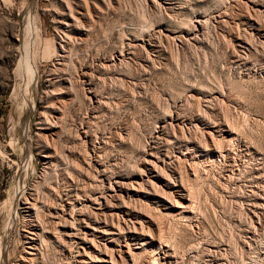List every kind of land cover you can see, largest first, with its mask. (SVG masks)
I'll return each mask as SVG.
<instances>
[{
    "label": "rangeland",
    "instance_id": "1",
    "mask_svg": "<svg viewBox=\"0 0 264 264\" xmlns=\"http://www.w3.org/2000/svg\"><path fill=\"white\" fill-rule=\"evenodd\" d=\"M237 1L0 0V264H19L30 221H45L42 226L52 230L47 214L60 205L58 194L81 198L67 211L73 216L60 217L78 233L75 213L97 207L85 197L103 192L107 181L138 180L146 159L163 171L171 184L164 190L171 195L163 201L138 196L150 207L143 208L149 218L141 217L135 228L132 220L122 226L116 248L131 249L116 251L117 264H264V0H255L257 9ZM68 2L73 14L87 13L80 19L81 35L60 23L70 13ZM63 39L66 60L55 52ZM149 41L150 48L142 44ZM128 43L131 54L125 56ZM24 56L33 70L20 65ZM84 70L88 86L99 91L98 102L83 95L78 78ZM51 128L58 134L46 138ZM81 129L88 138L79 139ZM209 135L220 147L210 145ZM33 184L47 207L28 217L18 201ZM158 231L165 242L156 238ZM59 236H48L49 246H40L43 251L29 264H79L76 239Z\"/></svg>",
    "mask_w": 264,
    "mask_h": 264
},
{
    "label": "bare ground",
    "instance_id": "2",
    "mask_svg": "<svg viewBox=\"0 0 264 264\" xmlns=\"http://www.w3.org/2000/svg\"><path fill=\"white\" fill-rule=\"evenodd\" d=\"M74 1H77V0H73V2ZM151 2H153V3H158V2H160L161 0H150ZM246 2H244V4L246 3V5H247V3H250V4H252L250 7H252L251 9H253V7L255 8V9H257V7H255V6H257V2L255 1V0H245ZM81 2V1H80ZM236 2H238L237 0H236ZM243 2V1H242ZM260 2H261V0H260ZM260 2H259V4H260ZM72 3V2H71ZM70 2H68V3H66V5H67V8L69 9V12L70 13H64V17H62L61 18V20H60V23H61V25L62 26H64V28H66L65 30H74V31H76L78 34H83L85 31V27H84V25H82L83 23L81 22L80 23V19L81 18H83V17H85V13L86 12H84V11H80L79 10V12H78V15H75V14H73V11H72V7H71V4ZM76 3V2H75ZM87 4V3H86ZM151 4V3H150ZM159 4V3H158ZM160 4H162L161 2H160ZM233 4V3H232ZM244 4H241V5H244ZM73 5V4H72ZM149 5V4H148ZM155 5V4H154ZM153 5V6H154ZM157 5V4H156ZM165 5H168V3L167 2H163V6L164 7H166ZM175 5H176V3H175ZM174 5V6H175ZM234 5V4H233ZM263 5V4H262ZM152 6V7H153ZM161 6V5H160ZM159 6V7H160ZM173 6V5H172ZM172 6H170V8L172 7ZM177 6V5H176ZM157 7V6H156ZM162 7V6H161ZM160 7V8H161ZM247 7V6H246ZM97 8V7H96ZM158 8V7H157ZM166 9V8H165ZM255 9H254V11H255ZM260 9V8H259ZM181 10V9H180ZM250 10V9H249ZM263 10V9H262ZM166 11H167V9H166ZM169 11H170V9H169ZM176 11V10H175ZM193 11V10H192ZM29 12V11H28ZM249 12V11H248ZM256 12H258V11H256ZM255 12V13H256ZM254 13V14H255ZM87 14V13H86ZM194 14V13H193ZM192 14V15H193ZM245 14V13H244ZM258 14H260L259 12H258ZM253 15V14H252ZM256 15V14H255ZM255 15H253V16H255ZM261 15V14H260ZM259 15V16H260ZM257 16V15H256ZM255 16V17H256ZM258 16V17H259ZM264 16V15H263ZM244 18V17H243ZM245 18H247V17H245ZM194 19V18H193ZM200 19V18H199ZM198 18L197 19H195L196 20V23L198 24V26H201V23H203V22H200V20H199ZM255 19H257V18H255ZM259 19V18H258ZM30 20V19H29ZM206 20V19H205ZM247 20V19H246ZM83 21V20H82ZM190 21V20H189ZM254 21V20H253ZM257 21V20H256ZM191 22V21H190ZM206 22V21H205ZM247 22H248V20H247ZM247 22H244V23H247ZM259 22V21H258ZM251 23H252V21H251ZM250 24V23H249ZM208 25V24H207ZM261 25V24H260ZM189 26H190V24H189ZM188 26V27H189ZM203 24H202V28H203ZM264 25H262V27H263ZM157 27V26H156ZM162 27V26H161ZM184 27V26H183ZM187 27V28H188ZM194 27V26H193ZM254 27H256V26H254ZM254 27H252V28H254ZM195 28V27H194ZM264 28V27H263ZM29 29V28H28ZM180 29V28H179ZM185 29H186V27H185ZM190 29H192V28H190ZM258 29H260V28H258ZM262 29V28H261ZM157 30V29H156ZM202 30H204V29H202ZM192 31V30H191ZM195 31V30H194ZM162 32V31H161ZM181 32H182V30H181ZM185 32V31H184ZM186 32H187V29H186ZM158 33V32H157ZM188 33V32H187ZM200 33V32H199ZM264 33V32H263ZM87 34V33H86ZM159 34V33H158ZM164 34V33H163ZM259 34V33H258ZM153 35V34H152ZM152 35H151V37H152ZM154 35H157V34H154ZM165 35H166V33H165ZM197 35V34H196ZM88 36V35H87ZM149 36V35H148ZM176 37H177V34L175 35ZM198 36V35H197ZM197 36H195L194 38H196ZM64 37L66 38V39H68L69 40V35L67 34V32L64 34ZM127 36H125V38H126ZM133 37V36H132ZM136 37H138L137 35H136ZM146 37H147V35H146ZM167 37V36H166ZM193 37V36H192ZM199 37V36H198ZM261 37V36H260ZM81 38V37H80ZM142 38V37H141ZM149 38V37H148ZM164 37H162V39H163ZM185 38V37H184ZM187 38V37H186ZM123 39V38H122ZM179 39H181V38H179ZM189 39V38H188ZM197 39V38H196ZM68 40H64L63 39V41H66V43L65 44H62V45H60L61 46V48H59V50L57 51V50H55V52L56 53H58V56H60V60H63L64 59V57H65V53L66 52H68L69 53V51H67L66 49H65V45L68 43ZM145 39H143V41H144ZM150 40V39H149ZM159 40V39H158ZM239 40V39H238ZM160 41V40H159ZM72 42V41H71ZM122 42V41H121ZM125 42V41H124ZM160 42H162V41H160ZM232 43V42H231ZM28 44V43H27ZM122 44V43H121ZM136 44H138V43H136ZM142 44L143 45H146V46H148L149 48L150 47H152V45H151V43H150V41L149 42H142ZM156 44V43H155ZM158 44H160V43H158ZM238 44V43H237ZM264 44V43H263ZM128 46V49H127V52L125 53V56H127V55H129V54H131V52L129 51L130 50V46L131 45H133V43H128L127 44ZM121 46H123V45H121ZM124 47V46H123ZM136 47H137V45H136ZM140 47V46H139ZM155 47H157V46H155ZM234 47V46H233ZM120 48H122V47H120ZM133 48H134V46H133ZM138 48V47H137ZM70 50V49H69ZM136 50V49H135ZM138 50H139V48H138ZM138 50H137V52H138ZM141 51H142V49H140ZM145 50L147 51V49L145 48ZM151 50V49H150ZM158 50V49H157ZM243 50V49H242ZM249 50V49H248ZM131 51H133V50H131ZM146 51H145V53H146ZM152 51V50H151ZM123 52H124V50L122 49V50H120L119 51V55L120 56H122L123 57ZM135 52V51H134ZM149 52V51H148ZM158 53V52H157ZM136 54V53H135ZM140 54V53H139ZM68 55V54H67ZM66 55V56H67ZM26 56V55H25ZM24 56V58H23V60L21 61V63H20V65L21 66H24V67H26V69H28L29 68V64H28V59L29 58H26V57H28V56H26L25 57ZM249 56V55H248ZM111 57V56H110ZM110 57H109V60H110ZM121 57V58H122ZM136 57V56H135ZM254 57V56H253ZM67 58V57H66ZM149 58V57H148ZM32 59V58H31ZM130 59H131V57H130ZM149 59H151V58H149ZM148 59V60H149ZM64 60H66V59H64ZM114 60V59H113ZM117 60H119L120 61V59L119 58H117ZM122 60V59H121ZM118 61V62H119ZM126 61V60H125ZM114 62H116V61H114ZM127 62H128V60H127ZM30 63V62H29ZM86 63V62H85ZM113 63V62H112ZM59 64H62V61H60V63ZM66 63L64 62V65H65ZM69 64V63H68ZM97 64V63H96ZM102 64V63H101ZM120 64V63H119ZM121 64H122V62H121ZM31 65V64H30ZM84 65V64H83ZM99 65V64H98ZM105 65H107V63H105ZM111 65V64H110ZM113 65H115V64H113ZM32 66V65H31ZM62 66V65H61ZM86 66V65H85ZM102 66V65H101ZM104 66V65H103ZM112 66V65H111ZM117 66H118V64H117ZM20 67V66H19ZM33 67V66H32ZM66 67V66H65ZM93 67V66H92ZM91 67V68H92ZM110 67V66H109ZM58 68H60V67H58ZM30 70H33L34 69V67H33V69H31V68H29ZM82 69H84V68H82ZM89 69V68H88ZM98 69V68H97ZM96 69V70H97ZM106 70V69H105ZM91 71V70H90ZM82 72V71H81ZM85 70L82 72V73H80V75L81 76H79V78H78V80H79V82H80V84L82 85V90L84 91L83 92V95H86L87 96V98L89 99V101L90 102H98V96H97V93L99 92H93L94 91V89H93V87L91 86V88L93 89V91L91 90V88L88 86L89 85V79H87L86 78V76H85ZM29 73H30V71H29ZM34 73V72H33ZM106 73V72H105ZM36 74V73H35ZM35 74H34V77H35ZM88 74H90L89 72H88ZM92 74H94V73H92ZM30 75V74H29ZM78 75V74H77ZM91 76V75H90ZM57 77V76H56ZM31 78H33V77H31ZM91 78V77H90ZM67 79V78H66ZM53 80V79H52ZM55 80V79H54ZM56 81H57V79H56ZM59 81V80H58ZM52 82V81H51ZM70 82V81H69ZM78 82V81H77ZM91 82V81H90ZM94 82V81H93ZM72 83V82H71ZM73 86V85H72ZM83 86H85V87H83ZM78 87V86H77ZM81 87V86H80ZM95 87V86H94ZM95 89H97V88H95ZM73 91V90H72ZM96 91V90H95ZM67 92V91H66ZM101 93V92H100ZM100 95V94H99ZM85 96V97H86ZM104 97V96H103ZM102 98V97H101ZM86 99V98H85ZM88 99H87V101H88ZM99 99H100V97H99ZM102 100V99H101ZM100 101V100H99ZM102 101H104V99L102 100ZM106 101V100H105ZM105 103V102H104ZM96 105V104H95ZM100 106H101V104H100ZM99 106V107H100ZM95 108V107H94ZM59 110L60 109H58V108H54V111H55V114L56 115H58L59 114ZM64 110V109H63ZM94 111V110H93ZM95 112V111H94ZM62 114V113H61ZM64 114V113H63ZM61 116V115H60ZM60 116H59V118H60ZM96 116H98V114H96ZM57 117V116H56ZM169 117V116H168ZM171 117V116H170ZM83 118V117H82ZM97 118V117H96ZM161 118V117H160ZM176 118V117H175ZM164 119V118H163ZM58 120V119H57ZM90 120V119H89ZM170 120V119H169ZM175 121V120H174ZM48 123H49V121H47ZM56 122V121H55ZM160 122V121H159ZM202 122H203V120H202ZM53 123H54V121H53ZM60 123V122H59ZM162 123V122H161ZM165 123H168V122H165ZM170 123V122H169ZM201 123V122H200ZM207 123V122H206ZM50 124H51V121H50ZM55 124V123H54ZM171 124V123H170ZM196 124V123H195ZM209 124V123H208ZM211 124V123H210ZM57 125V124H56ZM86 125V124H85ZM88 125V124H87ZM167 125H169V124H167ZM175 125V124H174ZM156 126V125H155ZM164 126H165V124H164ZM164 126H162V128H164ZM51 127V126H50ZM166 127V126H165ZM157 128V127H156ZM169 128V127H168ZM210 128V127H209ZM213 128V127H212ZM164 129H166V128H164ZM197 129V128H196ZM211 129V128H210ZM88 130V129H87ZM155 130V129H154ZM199 130V129H198ZM159 131V130H158ZM165 131V130H164ZM216 131V130H215ZM201 132V131H200ZM207 132V131H206ZM210 132V131H209ZM91 133V132H90ZM160 133V132H159ZM163 133V132H162ZM169 133V132H168ZM208 133V132H207ZM55 134H58V132L56 133V131H55V129L54 128H51V130L49 131V133H47L45 136H46V138L47 137H50V138H53V136L55 135ZM161 134V133H160ZM199 134H201V136L200 137H202V132L201 133H199ZM210 134H211V132H210ZM213 134V133H212ZM78 135H79V139H86V138H88L87 137V132H86V130H79V133H78ZM203 135H204V133H203ZM208 135V134H207ZM215 136V135H214ZM162 137V136H161ZM205 137V136H204ZM153 138V137H152ZM158 138V137H157ZM212 138H214V137H212L211 135H209V139H208V141H209V143H210V145H214V143L215 142H218V141H214ZM90 139V138H89ZM195 139H196V137H195ZM205 139V138H204ZM158 139H156V141H157ZM191 140V139H190ZM200 140V138L197 140V142ZM202 140V139H201ZM200 140V141H201ZM84 141V140H83ZM85 141H87V140H85ZM181 141H183V140H181ZM195 141V140H194ZM205 141V140H204ZM189 142V141H188ZM192 142V141H191ZM220 142V141H219ZM195 143V142H194ZM201 143V142H200ZM91 144V143H90ZM149 144V143H148ZM188 144V143H187ZM204 144H206V141L204 142ZM217 143H215V147L218 145H216ZM221 144V143H220ZM103 145V144H102ZM183 145H185L184 143H183ZM101 146V145H100ZM157 146V145H156ZM155 146V147H156ZM203 146H205V145H203ZM219 146V145H218ZM217 146V147H218ZM183 147V146H182ZM200 148H201V146H199ZM211 147V146H210ZM220 147V146H219ZM101 148V147H100ZM187 148V147H186ZM196 148V147H195ZM209 148V147H208ZM222 148V147H221ZM95 149V148H94ZM202 149V148H201ZM200 149V150H201ZM205 149H206V147H205ZM217 149V148H216ZM219 149V148H218ZM92 150V149H91ZM147 150V149H146ZM199 150V149H198ZM207 150V149H206ZM221 150V149H220ZM101 151V150H100ZM193 151V150H192ZM204 151V150H203ZM219 151V150H218ZM99 152V151H98ZM208 153V152H207ZM215 153H217V152H215ZM154 154V153H153ZM204 154V153H203ZM53 155V154H52ZM100 155V154H99ZM156 155V154H155ZM163 155V154H162ZM199 155V154H198ZM95 156V155H94ZM148 156V155H147ZM195 156V155H194ZM224 156V155H223ZM149 157V156H148ZM171 157V156H170ZM85 158V157H84ZM157 158V157H156ZM144 159V158H143ZM146 159V158H145ZM163 159V162H164V158H162ZM167 159V158H166ZM179 159V158H178ZM177 159V160H178ZM44 160H45V162L47 163V164H49V163H52L51 162V154H45L44 155ZM159 160V159H158ZM87 161V160H86ZM91 161V160H90ZM96 161V160H95ZM161 161V160H160ZM206 161V160H205ZM163 162H161V163H163ZM55 163V162H54ZM145 163H146V167H145V173L144 172H141V171H143L142 170V168H141V170L139 171V173H144V175L143 176H139L138 177V180H135V181H133V180H131V182L130 183H128L127 181L125 182V181H123V180H118V179H115L112 183H111V181H107L108 183H106L105 184V189H104V191L103 192H101V193H99V194H97V195H94L93 197L92 196H86L85 194V198L86 199H84V202H87V204H97V207L95 208L94 207V211H91L89 208H87V209H89L90 211H91V213L89 212V213H87V214H84V213H82V212H78L77 214L75 213V218H73V220L74 219H76L77 220V225H78V223L81 225L80 226V229H78L79 230V232L78 233H73V230L75 229V227H74V225L75 224H73L71 221H70V223L69 224H67V222L66 221H68L67 219H66V221H65V219H64V222H66V223H61L60 222V217H62V216H65V215H68V216H73V214H70L69 212H67V211H70V208L71 207H74V205H75V203L76 202H79V200L81 199V198H79V197H77V196H75V197H72V198H70V195L69 194H67V193H65L64 195H62V194H58L57 195V199L59 200V202H60V205L59 206H54V204L53 203H51L52 202V200H53V198H52V200H51V202H49V203H51V204H53V206L54 207H52V209H50V210H52V211H48L49 213L46 215L47 217H49V218H52L53 219V221H51L54 225V227L52 228V230H50V229H48V227L46 226H44V224H43V226H42V223H44V222H39V221H34V223L32 222V221H30L29 222V226L27 227V230H26V233H27V236H26V238H27V246H26V248L27 249H24V254L21 256V258H20V262H19V264H29V263H31L33 260H36L37 259V255L40 253V246H43V248H47V242H46V245H45V239L48 237V236H54V238L56 239V237L58 238V236L60 235V234H62L63 236H65V237H69V238H71V237H74L75 239H76V242H77V244L80 246V248L82 249V251L81 252H79L78 253V262H79V264H117V258H116V256H115V253H116V251H118V253L120 252V253H122L123 252V254H124V252L126 251L127 253H129V249H131V247L130 248H128V246H126V248H125V250L123 249V248H116L117 247V243H118V239H119V237H120V233H122L121 231H124L123 229V227H125V226H128L125 222L126 221H128V220H132V221H134V222H132L131 223V225H133L134 226V228L136 227L134 224L136 223H138V224H141V222L144 220V219H142V221L140 222V218L141 217H143V218H149V214L150 213H148V215L146 214L147 212H148V210H147V212L145 211V209L147 208V207H145V209H143L144 208V206H146L147 204H146V202L145 201H143V202H145V204H143L142 202H141V199H138V196H140V195H144L147 199H151V200H155V201H163V200H165L166 199V197H167V195L168 196H170L169 194H167L166 192H168V191H166L165 192V190H164V187L165 188H170L171 187V184H170V182H168L167 181V178L166 177H163V175L161 176L160 174H159V172L160 171H162L160 168V171L159 172H157V168L155 169V167L157 166L156 164H155V162H153L152 161V159L150 160V159H146L145 160ZM60 164V163H59ZM168 164V163H167ZM56 165V164H55ZM89 165V164H88ZM156 165V166H155ZM54 166V165H53ZM60 166V165H59ZM144 166H145V164H144ZM159 166V165H158ZM164 166V165H163ZM55 167V166H54ZM68 167V166H67ZM110 167H108V169H109ZM49 169H53V168H49ZM107 169V168H106ZM107 169V172L109 171V170H111V169H109L108 170ZM167 169V168H166ZM78 170V169H77ZM80 170V169H79ZM100 170H101V168H100ZM103 170V169H102ZM46 171V170H45ZM44 171V172H45ZM95 171V170H94ZM96 171H97V169H96ZM103 171H105V170H103ZM169 171V170H168ZM172 171V170H171ZM106 172V173H107ZM112 172H113V170H112ZM196 172V171H195ZM101 173V172H100ZM113 173H115V172H113ZM161 173V172H160ZM55 174V173H54ZM88 174V173H87ZM103 174V173H102ZM105 174V173H104ZM161 174H163V171H162V173ZM166 173H164V175H165ZM170 174V173H169ZM172 174V173H171ZM198 174V173H197ZM196 174V175H197ZM91 175V174H90ZM93 175V174H92ZM98 175V174H97ZM119 175V174H118ZM135 175V174H134ZM142 175V174H141ZM167 175V174H166ZM165 175V176H166ZM179 175H180V173H179ZM106 176H108V175H106ZM105 176V177H106ZM131 175H129L128 176V178L130 177ZM145 176V177H144ZM174 176V175H173ZM66 177V176H65ZM71 177V176H70ZM91 177V176H90ZM126 177V176H125ZM169 177V176H168ZM175 177V176H174ZM183 177V176H182ZM72 178V177H71ZM97 178V177H96ZM108 178V177H107ZM113 178V177H112ZM122 178V177H121ZM171 178V177H170ZM176 178V177H175ZM234 178V177H233ZM183 179H185V178H183ZM96 180V179H95ZM108 180V179H107ZM129 180V179H128ZM169 180V179H168ZM102 181V180H101ZM181 181H183V180H181ZM180 181V182H181ZM38 182V181H37ZM75 182V181H74ZM103 182V181H102ZM156 182L159 184V182H160V185H158V184H156ZM173 182V181H172ZM184 182V181H183ZM183 182H181V183H183ZM72 183V182H71ZM37 184V183H36ZM74 184V183H73ZM77 184V183H76ZM176 184V183H175ZM66 185V184H65ZM94 185V184H93ZM96 185H97V183H96ZM183 185H184V183H183ZM186 186H187V184H185ZM184 185V186H185ZM46 186V185H45ZM68 187H69V185H67ZM73 186V185H72ZM84 186V185H83ZM90 186H92L91 184H90ZM90 186L88 187L89 189H90ZM95 186V185H94ZM93 186V188H95ZM98 186V185H97ZM96 186V189L98 188ZM66 187V186H65ZM64 187V188H65ZM73 187H75V186H73ZM81 187H82V184H81ZM102 187V186H101ZM189 187V186H188ZM36 188H38L37 187V185H32V187H30V189H29V194L27 195V196H23L22 197V199H19V201H18V207H20L21 208V210H23L24 212H25V214L28 216V217H33L36 213H37V211H39V207L40 208H44L45 206H46V204H44V203H41V202H39L38 201V199H41L40 197L38 198V196H35V194H34V191H35V189ZM51 188V187H50ZM58 188V187H57ZM61 188V187H60ZM70 188V187H69ZM77 188V187H76ZM86 188H87V186H86ZM100 188V187H99ZM185 188V187H184ZM198 188V187H197ZM53 189V188H52ZM56 189V188H55ZM62 189V188H61ZM82 189V188H81ZM183 189V188H182ZM200 189V188H199ZM226 189H227V187H226ZM73 190V189H72ZM71 190V191H72ZM78 190V189H77ZM85 190V189H84ZM98 191H100L101 190V188L100 189H97ZM174 190V189H173ZM176 190V189H175ZM191 190V188L189 189V191ZM194 190H197V189H195L194 188ZM228 190V189H227ZM40 191H41V189H40ZM63 191V190H62ZM76 191V190H75ZM94 191H96V190H94ZM182 191V190H181ZM188 191V192H189ZM191 191H193V190H191ZM59 192V191H58ZM80 192V191H79ZM186 193V194H189V193ZM35 193H38V190H36L35 191ZM41 193V192H40ZM52 193H54V191L52 192ZM55 193H57L56 191H55ZM76 193V192H75ZM74 193V194H75ZM91 193V192H90ZM93 193V192H92ZM172 193V192H171ZM174 193V192H173ZM178 193V192H177ZM181 193V192H180ZM184 193V192H183ZM200 193V192H199ZM255 193H256V191H255ZM43 194V193H42ZM41 194V195H42ZM73 194V193H72ZM190 194H192V193H190ZM38 195V194H37ZM44 195V194H43ZM47 195V194H46ZM46 195H44V197L46 196ZM51 195V194H50ZM81 195H83V194H81ZM88 195H90V194H88ZM180 195H182V194H180ZM192 195H194V194H192ZM200 195V194H199ZM223 195V194H222ZM185 196V195H184ZM184 196H182V197H184ZM196 196V195H195ZM198 196V195H197ZM201 196V195H200ZM41 197H43V196H41ZM44 197H43V199L42 200H44ZM124 197H126V198H124ZM173 197V196H172ZM172 197H170V198H172ZM180 197V196H179ZM181 197V198H182ZM188 197H189V195H188ZM38 198V199H37ZM46 198H49V196L47 197L46 196ZM168 198V197H167ZM55 199V198H54ZM117 199H119L120 201H122V204H117ZM185 199V198H184ZM48 200V199H47ZM47 200H46V203H48L47 202ZM45 201V200H44ZM43 201V202H44ZM49 201H50V199H49ZM172 201H175L174 199H171V202ZM198 201V200H197ZM151 202V201H150ZM165 202V201H164ZM179 202V201H178ZM177 202V203H178ZM57 202H55V204H56ZM176 203V202H175ZM202 203V202H201ZM50 204V205H51ZM58 204V203H57ZM82 204V203H81ZM185 204V203H184ZM190 204H193V203H190ZM136 205H139V206H137L136 207ZM163 205V204H162ZM172 205V204H171ZM174 205V204H173ZM177 205V204H176ZM178 205H179V203H178ZM180 205H181V203H180ZM201 205V204H200ZM254 205V204H253ZM257 205H259V204H257ZM87 206H89V205H87ZM148 206V205H147ZM153 206V205H152ZM185 206V205H184ZM187 206H188V204H187ZM190 206H192V205H190ZM47 207V206H46ZM138 208V209H136V208ZM149 207V206H148ZM173 207V206H172ZM194 207V206H193ZM263 207V206H262ZM19 208V209H20ZM49 208V207H48ZM47 208V209H48ZM76 208V207H75ZM78 208V207H77ZM150 208V207H149ZM168 208V207H167ZM166 208V209H167ZM189 208V207H188ZM187 208V209H188ZM45 209V208H44ZM72 209V208H71ZM141 209V210H140ZM154 209H155V207H154ZM159 209V208H158ZM157 209V210H158ZM73 210V209H72ZM71 210V211H72ZM75 210V209H74ZM73 210V211H74ZM82 210V209H81ZM150 210V209H149ZM157 210H156V212H157ZM180 210V209H179ZM184 210H186V209H184ZM255 210V209H254ZM42 212H44L43 210H41ZM85 211H87V210H85L84 209V212ZM152 212L154 211V210H151ZM174 211H175V209H174ZM182 211V210H181ZM41 212V213H42ZM160 212V211H159ZM39 213V212H38ZM47 212H45V214H46ZM45 214H42V215H45ZM163 214H165V213H163ZM179 214V213H178ZM37 215V214H36ZM40 215V214H39ZM91 215H93V216H91ZM41 216V215H40ZM155 216H156V214H155ZM161 216L163 217V215L161 214ZM174 216H175V214H174ZM28 217H27V219H28ZM119 217H121V219H119ZM150 217H152V215L150 216ZM161 217V218H162ZM188 217V216H187ZM35 218V217H34ZM39 217H37L36 219H38ZM43 217H41V219H42ZM65 218V217H64ZM153 218V217H152ZM156 218H157V216H156ZM156 218H154V219H156ZM158 219H159V216H158ZM157 219V220H158ZM171 219V218H170ZM29 220V219H28ZM33 220V219H32ZM44 219H42V221H43ZM49 220V219H48ZM51 220V219H50ZM62 220V219H61ZM41 221V220H40ZM159 221V220H158ZM157 221V223L159 224L160 223V221L158 222ZM74 222V223H75ZM150 222V221H149ZM46 223V222H45ZM49 223V222H48ZM48 223H47V225H48ZM146 223V222H145ZM160 224H162V221H161V223ZM50 225V224H49ZM52 225V224H51ZM130 225V226H131ZM143 225V224H142ZM151 225V224H150ZM123 226V227H122ZM147 226V225H146ZM145 226V227H146ZM159 225H157V227H158ZM52 227V226H51ZM132 227V226H131ZM155 227H156V225H155ZM162 227H164L163 225H162ZM142 231L141 232H143V227H139ZM159 228H160V226H159ZM128 229V228H127ZM157 229V228H156ZM164 229V228H163ZM135 230V229H134ZM147 230H148V228H147ZM158 230V229H157ZM127 231V230H126ZM144 231H145V229H144ZM149 231V230H148ZM151 231H152V229H151ZM162 233H163V231H162V229L160 230ZM160 231H158V234H157V236H156V238L158 237V240H159V242H165V241H163V239L164 240H166L165 238H164V236H163V234L160 232ZM49 233V234H48ZM144 233V232H143ZM149 234H150V232H148ZM58 235V236H57ZM89 235L90 236H94V235H96V238H98V239H100L99 241H96V240H94L93 239V237L92 238H89ZM151 235V234H150ZM139 236V235H138ZM152 236V235H151ZM149 237V236H148ZM166 237V236H165ZM120 238H122V237H120ZM153 238H155V237H153ZM153 238H151L150 237V243H152L153 241H155V240H153ZM59 240H60V236H59V238H58ZM66 239V238H65ZM72 239V238H71ZM142 239V238H141ZM144 239V238H143ZM136 240V239H135ZM148 240V239H147ZM68 241V240H67ZM125 241V240H124ZM134 241V240H133ZM58 243H60V242H58ZM63 243V242H62ZM65 243V242H64ZM120 243V242H119ZM143 243V242H142ZM49 244H50V242H49ZM67 244V243H66ZM130 244V243H129ZM161 244V243H160ZM159 244V245H160ZM165 244V243H164ZM49 246V245H48ZM67 246V245H66ZM69 246V245H68ZM131 246H134V245H132L131 244ZM119 247V246H118ZM125 247V246H124ZM142 247V246H141ZM140 247V248H141ZM170 247V246H169ZM49 248V247H48ZM69 249V248H68ZM73 248L71 247V250H72ZM148 249V248H147ZM42 250V249H41ZM43 251V250H42ZM45 251H47L46 249H45ZM70 251V250H69ZM145 251V250H144ZM169 251V250H168ZM132 252V251H131ZM140 252H138V254H139ZM143 253V252H142ZM164 253V252H163ZM169 253V252H168ZM174 253V252H173ZM176 253V252H175ZM42 254H44V253H42ZM138 254H135V255H138ZM118 255H120V254H118ZM131 255V254H130ZM135 255H133V257L135 256ZM171 255H173L172 253H171ZM171 255L170 254H164V256L163 257H165V258H167V257H171ZM175 255V254H174ZM44 256V255H43ZM122 256V255H121ZM130 257V256H129ZM138 257V256H137ZM36 258V259H35ZM41 258H43L42 256H41ZM121 259V258H120ZM131 259V258H130ZM131 260H133V258L131 259ZM122 261H124V259L122 260ZM136 261V260H135ZM37 262V261H36ZM121 262V261H120ZM133 262V261H132ZM124 263V262H123ZM130 263V262H129ZM136 263V262H135ZM18 264V263H17ZM122 264V263H121ZM137 264V263H136ZM253 264H260L259 262H257L256 260L255 261H253Z\"/></svg>",
    "mask_w": 264,
    "mask_h": 264
}]
</instances>
